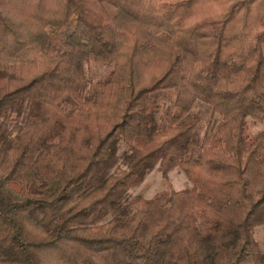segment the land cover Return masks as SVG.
Instances as JSON below:
<instances>
[{
  "label": "trees",
  "instance_id": "trees-1",
  "mask_svg": "<svg viewBox=\"0 0 264 264\" xmlns=\"http://www.w3.org/2000/svg\"><path fill=\"white\" fill-rule=\"evenodd\" d=\"M248 116L264 0H0V264H264ZM155 167L192 186L133 193Z\"/></svg>",
  "mask_w": 264,
  "mask_h": 264
},
{
  "label": "rangeland",
  "instance_id": "rangeland-1",
  "mask_svg": "<svg viewBox=\"0 0 264 264\" xmlns=\"http://www.w3.org/2000/svg\"><path fill=\"white\" fill-rule=\"evenodd\" d=\"M89 78L94 81H103L108 79L110 73L113 70L112 64L100 63L95 61H89L86 64ZM201 113L203 120L197 131V140H200L205 132L207 127V118L210 115V107L202 106L200 103H197L191 114ZM246 128L248 140H253L254 137L260 132L264 131V122L256 121L252 116H248L246 119ZM121 148L126 147L125 144L120 145ZM192 186L190 180L180 168H174L167 172L162 171L159 167H155L147 176L145 181L135 190L133 193L142 194L145 196H152L159 190H177L190 188ZM261 240L264 245V231H261Z\"/></svg>",
  "mask_w": 264,
  "mask_h": 264
}]
</instances>
